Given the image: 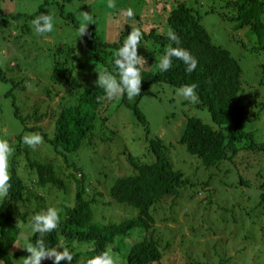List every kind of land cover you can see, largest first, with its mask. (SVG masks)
Here are the masks:
<instances>
[{
    "label": "trees",
    "instance_id": "1",
    "mask_svg": "<svg viewBox=\"0 0 264 264\" xmlns=\"http://www.w3.org/2000/svg\"><path fill=\"white\" fill-rule=\"evenodd\" d=\"M67 1L71 7L64 3L60 14L78 34L84 14L94 17L91 4L87 5L90 0H80L86 3L82 7L79 0ZM125 1L124 11L133 8L135 18L128 19L123 13L106 18L107 12H101V24L108 23L107 29H112L111 22L117 24L116 38L107 29L99 31L96 22L89 24V34L79 42L57 47L51 67L53 85L45 89L50 102L47 112L36 110L24 116L14 103L23 131L17 144H11V188L0 200V264H17L30 254L16 244L34 243L39 238V233L32 232V217L48 207L57 208L60 225L41 238L48 247L60 251L67 247L74 255L71 264H87L88 259L112 249L127 251L126 264H264V139L255 130L245 129L250 118L241 94L245 72L241 59L215 43L189 0ZM212 1L225 2L231 9L230 16L219 15L228 17L236 32H244L250 52L264 53V0ZM131 27L144 31L143 45L138 48L146 58L142 91L131 100L123 95L108 101L95 83L98 70L116 71L115 53ZM166 29L175 31L181 46L197 58L194 72H186L184 64L175 59L172 69L159 70L160 58L169 46H175L167 39ZM261 68L264 87V62ZM191 83L198 85L200 99L195 107L208 108L213 122L186 113L164 120L175 126L180 115L178 144L198 157L195 164L174 153L173 141L153 134L155 129L140 106L155 85L159 93L176 94L179 87ZM61 89H66L65 94L53 103L51 98ZM114 102L133 112L145 127L149 144L144 154L124 151L127 165L117 169L123 173L116 171L113 182L97 185L100 180L89 177L70 156L78 155L86 138L90 141L109 120L106 111ZM258 107L264 108V99ZM34 132L43 135L44 143L30 150L22 137ZM46 143L53 149L52 156L38 158L36 154L43 155ZM148 152L153 157L145 159ZM21 159L30 173L35 172L29 182L20 175ZM54 188L57 198L50 201ZM216 206L231 211L238 225L230 248L225 241L227 231L221 229V223L211 221L213 215H207L208 208ZM189 229H199L202 237L187 246ZM136 232L141 233L138 240L129 243L127 239ZM42 264L53 261L47 259Z\"/></svg>",
    "mask_w": 264,
    "mask_h": 264
},
{
    "label": "rangeland",
    "instance_id": "2",
    "mask_svg": "<svg viewBox=\"0 0 264 264\" xmlns=\"http://www.w3.org/2000/svg\"><path fill=\"white\" fill-rule=\"evenodd\" d=\"M189 1L202 15L203 23L213 35L215 43L224 46L234 56L241 59L245 69L244 88L241 94L247 107V116L250 118L245 122V129L247 131L255 130L259 137L264 139V108L258 107V103L264 99V87L260 83L263 78L261 64L264 62V53L250 52L247 48L248 43L245 42L243 36L244 32H236L233 23L228 21V17L224 18L219 15L225 13L230 16L232 14L231 9L225 6V2ZM64 3L66 8L68 5L71 7L67 0H0V139H7L10 144H17V136L23 131L21 120L15 115L14 103L16 102V106L24 116L33 114L36 110L47 112L50 102L45 89L52 88L53 85L51 67L55 50L59 45L64 46L68 41H80L76 30L64 23L61 17L60 9ZM107 3L108 0H90L87 4H91L90 11L94 13L99 31H106L108 26V23L101 24V12L102 15L107 12L104 17L112 18L117 13H123V8L126 6L125 0H116L117 7L114 9H109ZM71 4L74 5V2ZM83 4L86 3L80 1L78 6L82 7ZM212 8L215 9L214 12L211 11ZM18 13H22V16L16 18L15 14ZM41 14L54 16L55 25L52 33L41 35L35 31L34 20ZM111 25L113 27L107 29V33H111L110 35L116 38L117 34L114 29L117 24L111 22ZM156 87L157 85L151 89L152 93L145 96L140 104L155 129L153 134L160 135L167 141H173L172 150L174 153L195 164L198 157L189 153L185 145L178 144L179 132L182 131V128L177 129L176 126L180 127L182 124L180 115L176 119L175 126L174 123L167 122L168 124H166L164 119L173 115L176 117L175 115L179 113H186L189 116H199L205 122L212 123L208 108H198L192 103L187 104L182 97L167 91L159 93ZM65 92L66 89L58 91L55 97L51 98L53 103L60 100ZM184 101L186 102L185 107ZM106 113L109 115V120L102 124V128L99 126L96 135H93L90 141L86 138L78 155L70 156V161L77 160L89 177L96 181L100 180L97 185L111 183L116 178L117 172L120 175L123 173L117 169L126 164L124 151L144 154L149 144L145 127L128 107L120 106L118 102H114L110 107L108 106ZM255 114L257 116H254ZM43 150V155L36 154L38 158H42L46 154L48 157L52 156L53 149L48 143ZM149 154L148 152L145 159L153 157ZM62 161L64 164V160ZM19 163L21 164L20 175L27 177L29 182L35 176V172L31 171L30 173L24 160L21 159ZM128 168L130 172L133 171L131 166ZM57 192V189L54 188L49 198L50 201L54 200ZM181 209H183L182 206ZM191 209L190 211H192ZM202 212L199 211L200 214ZM206 212L209 217L213 215L211 221H215L217 224L221 223V229L227 231L228 235L225 234V241H228L227 247L230 248L238 226L234 224L231 211L228 213L226 208L218 209L216 206L215 208L209 207ZM196 220L197 216L195 215L194 221ZM192 223L194 222L192 221ZM186 233L183 232V234ZM189 233H187V246L192 239L200 240L202 237V232L199 229H189ZM139 234L141 233H133L127 239L128 242L137 241ZM173 234H176V231ZM110 251L118 259V264H126L127 251L123 253L113 249ZM178 253L180 258L181 252ZM22 261H18L17 264H22Z\"/></svg>",
    "mask_w": 264,
    "mask_h": 264
},
{
    "label": "clouds",
    "instance_id": "3",
    "mask_svg": "<svg viewBox=\"0 0 264 264\" xmlns=\"http://www.w3.org/2000/svg\"><path fill=\"white\" fill-rule=\"evenodd\" d=\"M107 7L114 9L117 7L116 0H108ZM123 15L132 19L135 18V11L129 7L123 12ZM84 23L78 29L79 38L88 33L89 24L96 23V19L84 14ZM55 18L51 14H41L34 20L35 31L38 34L45 35L54 30ZM131 32L127 35L123 45L115 53L114 65L115 72L107 69L98 70V79L95 83L105 93V99L113 101L126 95L128 99H133L141 94L142 91V70L146 64V58L138 52L139 46L143 45L144 31L140 27H131ZM166 37L175 46H169L164 55L160 58L158 68L161 72H167L174 67V59L181 61L185 70L192 73L197 69L198 60L190 50L181 46L180 36L169 29ZM198 85L196 83L185 84L176 90V95L192 104L199 102L197 93ZM23 145L30 150H36L38 146L44 143V137L39 132L25 134L22 137ZM13 153V147L7 139H0V200L8 196L11 188L10 174V156ZM60 214L57 208L48 207L45 211L39 212L32 217L31 228L34 234L39 233V238L35 242H25L22 246L29 255L23 258L22 264H42L44 260L50 259L53 264H71L73 253L63 247L60 251L56 247H48L41 237L45 234L57 230L60 225ZM87 264H118V259L110 251L106 250L87 260Z\"/></svg>",
    "mask_w": 264,
    "mask_h": 264
}]
</instances>
